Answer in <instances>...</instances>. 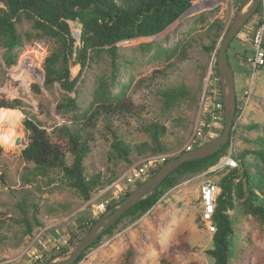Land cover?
Instances as JSON below:
<instances>
[{
	"label": "rangeland",
	"instance_id": "374dc122",
	"mask_svg": "<svg viewBox=\"0 0 264 264\" xmlns=\"http://www.w3.org/2000/svg\"><path fill=\"white\" fill-rule=\"evenodd\" d=\"M245 1L216 0L213 6L196 10V0L191 5L192 13L180 15L163 32L116 43L118 69L111 90L114 93L122 91L139 109L137 116L125 117L117 122L126 141L131 145L148 142L140 127V120L144 123L155 122L163 128L160 136L163 150L157 154H176L187 143L192 130L200 127L206 109L217 108V103L206 99L202 91L200 92L202 70L210 59V55L201 47V44L208 43L204 30L207 22L218 19L223 26L222 31L225 32ZM247 6L248 4L244 8ZM200 14H205L206 21L202 24L194 23ZM259 15H264V0H261L259 13L237 32L227 50L234 72L238 102L242 100L243 92L248 91L246 105H242V117L229 140L228 148H232V153L255 148L256 144L252 140L259 134L264 138V66L253 76L243 61L251 54L250 38ZM68 23L76 39L75 45H78L79 38L74 32L78 31L79 34L80 25L72 21ZM190 27H193L191 31ZM17 28L22 37V45L17 49V62L6 65L3 61L4 51L0 48V98L19 99L27 110L35 113L47 131L63 122L69 123L71 114L66 110H59L58 104L69 97L79 109L88 106L96 87V77L111 76L107 54L101 52L97 56L89 57L83 68L79 63H70L71 78L78 77L71 91L64 90L58 84L47 89L43 85V61L55 46V41L37 37L36 31L31 29L26 19H22ZM184 38L190 44L187 59L176 60L173 66L167 67L168 62L159 51L171 48ZM153 73L155 78L152 77ZM181 85L189 90V95L175 106L166 108L157 94V88ZM6 111L19 116L16 119L12 117V122H5L0 126V134H6L12 142L8 143V147L0 143V219L5 221L1 229L5 239L0 242V264H31L33 259L30 256L33 251L41 248L40 242L45 244L47 250L62 246V242L55 241L57 237L64 233L71 235L78 224L91 217V207H84L83 199L74 189L60 181L57 172L51 175L55 181L50 184L40 182L37 185H25L21 181V173L28 165L21 157V150L28 143L27 132L23 126L24 114L19 110ZM251 121H255L257 127L249 131L246 125ZM17 128H20L18 132ZM16 138L19 139L18 143H15ZM109 141V133L101 124L98 125L92 132L90 151L84 160L87 176L95 173L101 179H110V183L100 189L109 187L127 168L125 162L112 158ZM148 154L152 155H145ZM131 158L136 161L141 156L137 157L133 153ZM251 158L247 156V160H252ZM70 160L71 157L67 154L66 161L69 163ZM249 171L252 173L254 170L251 168ZM201 174L182 178L161 195L150 211L133 220L122 219L112 230L101 235L95 245L84 250L76 264H120L127 248L134 252L131 264H159L161 257L169 258L168 247L181 236L192 246H196L197 250L177 255L174 258L177 264H213L212 258L205 253L211 247L212 233L200 224L198 218ZM223 174L224 171L221 170L211 176L216 181ZM113 189L114 187L108 188L101 197L112 195ZM92 192L91 197L97 193L96 190ZM22 196L27 198V202L36 205L38 216L44 223L42 227H35L29 235L24 234L23 225L12 220L19 216L16 203ZM258 202L264 204L262 198ZM229 214L233 228L229 244V264L240 263L237 251L245 244L251 251L248 258L253 259L254 248L264 249V227L261 228L254 218L244 212L240 200L234 201V207ZM37 237L39 238L35 240Z\"/></svg>",
	"mask_w": 264,
	"mask_h": 264
},
{
	"label": "trees",
	"instance_id": "16d2710c",
	"mask_svg": "<svg viewBox=\"0 0 264 264\" xmlns=\"http://www.w3.org/2000/svg\"><path fill=\"white\" fill-rule=\"evenodd\" d=\"M195 1L0 0L2 5L0 7V48L4 51L3 61L6 65H13L18 60L17 49L22 45V37L18 32L17 24L22 19H26L30 23L31 29L36 31L35 35L37 37L50 38L55 41V46L43 61V85L47 89L54 84H58L66 91L73 89L78 77L71 78V62L74 64L79 63L81 68H83L89 57H94L104 52L109 58L111 67V76L109 78L104 76L96 77V87L92 92V99L88 106L79 109L75 105L74 100L69 97L64 98L58 104L59 110H66L71 114L70 122L56 125L50 131L42 127L41 121L35 113L27 110L19 99L8 100L0 98V110H19L24 114L23 126L27 132L28 143L21 150V157L28 165L25 166L20 177L25 185H37L40 182L45 184L53 183L55 178L51 175L57 172L59 173L58 178L60 181L74 189L84 202L91 198L92 191L94 192L108 185L110 183L109 178L101 179L95 173L87 176L84 167V160L90 151L92 132L100 124L110 135V155L116 160L125 162L127 167L139 159L133 161L131 158L133 153L137 157H144L143 155L147 153L155 155L163 150V143L160 141L163 128L157 123H144L140 120V127L146 134L148 142L136 145H131L126 141L122 129L118 126L117 122L121 121L122 118L137 116L139 109L131 98L126 97L122 91L114 93L111 90V85L117 78L116 71L118 69L119 55L116 43L132 38L149 37L163 32ZM260 10L261 3L249 20L253 19ZM69 21L77 22L80 25L78 45H75L76 39L71 33ZM205 21V14H200L195 18L194 23L199 22L202 24ZM262 21H264V18L259 15L254 27ZM192 29L193 27L189 28L190 31ZM222 30L223 26L220 20L213 19L207 22L204 34L208 43L201 44V47L210 55V59L212 56H216L217 45L225 34ZM28 37L31 36L29 35ZM189 45V40L184 38L169 49H161L159 52L168 62L167 67L173 66L176 60L187 59ZM209 61L202 70L200 92L205 84ZM243 61L247 69H249L247 57ZM212 70L217 76L215 62L212 64ZM152 77H156L155 73H153ZM217 89L218 93L214 101L222 104L219 81H217ZM206 91V94L211 96L212 86L206 85ZM157 94L160 96L162 104L166 108H171L182 98L189 95V90L184 85L170 86L157 88ZM236 102H238L237 99ZM213 112L219 113L223 118L222 107L219 111L212 110L209 107L203 116L204 120H202L205 124L210 121ZM246 127L250 131L257 127V123L251 121ZM235 128L232 130L231 135H233ZM200 129L203 140L197 142L194 147L212 139L208 135L210 131H214L216 135L221 132V129H214L207 125L200 126ZM252 141L256 144L255 148L243 149L232 153L233 157L238 160V166L224 168L222 170L224 174L216 180L218 183V194L212 216L215 231L212 233L211 247L205 250V253L212 258L213 264H229L230 236L233 233L229 211L234 207L235 200H240L244 212L254 218L261 228L264 227V204L258 202L259 198L264 200V138L259 134ZM228 147L229 141L209 156L181 164L149 195L128 209L103 234L112 230L122 219L133 220L150 211L155 203L160 200L161 195L182 178L196 176L214 166L219 158L227 152ZM182 152L169 157L167 160L176 157ZM1 153L2 147L0 146V156ZM67 154L71 157L69 163L66 161ZM247 156H251L252 160H247ZM159 167L160 165L153 168L148 177L153 175ZM251 168L254 170L252 173L249 171ZM243 182L246 183V191L243 189ZM140 183L141 181L133 183L121 199ZM16 205L18 206L19 216L12 220L24 226L25 235L32 233L35 227L44 225L38 216L36 205L27 202L26 197L22 196ZM111 207L112 205L108 206L106 211ZM100 216L101 214L97 217H90L78 224L65 245L51 248L42 261H35L32 264L45 262L66 252L86 234ZM198 218L200 224L203 225L200 211ZM4 223L5 221L0 219V242L5 239L4 234H1ZM98 240L94 241L86 249L95 245ZM248 249L246 244L238 249L237 259L240 262L239 264H264V249L254 248L252 252L253 259L251 260L248 258V254L251 253ZM196 250V246H192L181 236L168 247L167 254L169 258L161 257L159 264H177L174 260L177 255L189 254ZM83 254L84 252L73 264H76ZM133 255L132 249L127 248L123 253L120 264H131Z\"/></svg>",
	"mask_w": 264,
	"mask_h": 264
},
{
	"label": "built area",
	"instance_id": "2783aa9c",
	"mask_svg": "<svg viewBox=\"0 0 264 264\" xmlns=\"http://www.w3.org/2000/svg\"><path fill=\"white\" fill-rule=\"evenodd\" d=\"M199 1H204L205 4L203 8H209L213 6L216 3V0H197V4H199ZM194 5V7H195ZM264 18V15H263ZM251 54L247 57V63L251 72V75H255L257 73V70L264 66V21L259 23L256 27L253 28L251 39ZM215 62V56H212L208 68L206 71V77H205V84L202 90V94L206 99L211 100L214 103H217V108L212 110L219 111L221 107L223 108V105L220 104L218 101H214L218 89H217V81L218 75L215 76L213 70H212V64ZM206 85L212 86V95L209 96L206 91ZM242 100L240 102H236V109H235V115L233 120V126L232 129H234L243 113L244 106L246 105L247 100L245 98H248V91L245 90L242 94ZM209 108V107H208ZM210 126L214 129H222L223 127V118L220 116L219 113L213 112L211 115L210 121L205 124L203 121L201 122L200 126ZM209 137L213 138L216 136V133L214 131L209 132ZM203 140L202 131L199 128L195 127L189 139L187 140V143L181 146L177 151L176 154L182 151L190 150L194 148V145ZM175 154H157V155H147L144 157L139 158L136 162L128 166L121 174L120 176L111 183L109 187L103 188V189H97V193H95L88 201L85 202L84 207H91L90 213L91 217H97L100 214L104 213L108 206L117 204L123 194L129 190V187L137 182L141 181L143 182L146 180L152 171L153 168H155L158 165L163 164L169 157L173 156ZM238 166V160H236L232 155V148H228L227 152L219 158V160L216 162V164L212 167H210L207 171L203 172L201 175V180L199 182L198 187V201L200 206V217L203 222V225L207 228L209 233H213L215 231V226L212 223V216L215 209V202L216 197L218 194V183L213 179L211 174L215 172H219L223 170L224 168H234ZM117 185V187H116ZM114 187L112 191V195L101 197V195L106 192L108 188ZM83 209V208H82ZM69 233H64L61 236H58L55 241L62 242V246L66 244L67 239L69 238ZM39 237H37L35 240H37ZM57 242V243H58ZM41 248L38 250H35L32 252L31 260L33 259L32 263L35 261H42L44 256L50 252V250H47L45 244L42 242L39 243ZM53 247V246H52ZM61 247V246H60ZM58 248V247H57ZM31 263V264H32Z\"/></svg>",
	"mask_w": 264,
	"mask_h": 264
},
{
	"label": "water",
	"instance_id": "95a60500",
	"mask_svg": "<svg viewBox=\"0 0 264 264\" xmlns=\"http://www.w3.org/2000/svg\"><path fill=\"white\" fill-rule=\"evenodd\" d=\"M261 3V0H246L248 4L240 8L229 23L223 38L221 39L215 56V64L219 79L220 94L223 105V127L221 132L212 139L203 142L190 150L183 151L176 157L165 161L159 169L146 180L141 182L130 193H128L117 204L101 214V216L92 224L90 229L84 234L71 250L39 264H73L81 253L86 250L94 241H96L107 229H109L128 209L140 202L157 188L162 181L184 162L201 159L216 152L220 146L228 142L231 138V131L236 109L235 78L232 66L229 62L227 50L229 43L237 32L254 14ZM193 6H190L181 15L192 13ZM80 32L78 34V38ZM20 128H17L18 132ZM19 139L16 138L15 143ZM243 189L246 191V183L243 182Z\"/></svg>",
	"mask_w": 264,
	"mask_h": 264
},
{
	"label": "bare ground",
	"instance_id": "6f19581e",
	"mask_svg": "<svg viewBox=\"0 0 264 264\" xmlns=\"http://www.w3.org/2000/svg\"><path fill=\"white\" fill-rule=\"evenodd\" d=\"M207 4L204 1H199L198 5L196 6V10L199 8H203L204 5ZM74 34L76 36H78V31L74 32ZM19 115H12L9 112H7L5 109H1L0 110V126H2L5 122H12V117H14V119L18 118ZM0 143L1 145H3L4 147H8V143H12L11 139L8 138V136L6 134H0Z\"/></svg>",
	"mask_w": 264,
	"mask_h": 264
}]
</instances>
